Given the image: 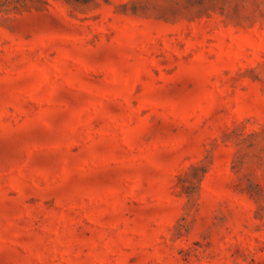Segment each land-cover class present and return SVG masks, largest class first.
I'll return each mask as SVG.
<instances>
[{"label":"rangeland","instance_id":"1","mask_svg":"<svg viewBox=\"0 0 264 264\" xmlns=\"http://www.w3.org/2000/svg\"><path fill=\"white\" fill-rule=\"evenodd\" d=\"M0 264H264V0H0Z\"/></svg>","mask_w":264,"mask_h":264}]
</instances>
